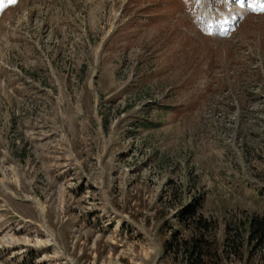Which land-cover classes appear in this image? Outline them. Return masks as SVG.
Wrapping results in <instances>:
<instances>
[{
  "label": "rangeland",
  "instance_id": "obj_1",
  "mask_svg": "<svg viewBox=\"0 0 264 264\" xmlns=\"http://www.w3.org/2000/svg\"><path fill=\"white\" fill-rule=\"evenodd\" d=\"M202 4L2 12L0 264H264V15Z\"/></svg>",
  "mask_w": 264,
  "mask_h": 264
},
{
  "label": "trees",
  "instance_id": "obj_2",
  "mask_svg": "<svg viewBox=\"0 0 264 264\" xmlns=\"http://www.w3.org/2000/svg\"><path fill=\"white\" fill-rule=\"evenodd\" d=\"M206 226V225H204ZM250 228L252 230V234H257L258 236H260V239L262 241H264V214L261 216H255L253 217V219L250 221ZM228 242V240H227ZM186 247V249H190L191 255H198V257H201V253L198 249V246H194V244H190L188 245L187 241H182L181 242V246ZM188 245V248H187ZM238 254V251H237Z\"/></svg>",
  "mask_w": 264,
  "mask_h": 264
},
{
  "label": "bare ground",
  "instance_id": "obj_3",
  "mask_svg": "<svg viewBox=\"0 0 264 264\" xmlns=\"http://www.w3.org/2000/svg\"><path fill=\"white\" fill-rule=\"evenodd\" d=\"M207 1H208L207 4L210 6L212 4V1H210V0H207ZM249 3H250V6L249 7L259 8V9H263L264 8V5L263 4H260L257 0H252ZM204 16H207V22H208L209 18H211L210 13L208 14V9L207 8L204 11Z\"/></svg>",
  "mask_w": 264,
  "mask_h": 264
},
{
  "label": "snow or ice",
  "instance_id": "obj_4",
  "mask_svg": "<svg viewBox=\"0 0 264 264\" xmlns=\"http://www.w3.org/2000/svg\"><path fill=\"white\" fill-rule=\"evenodd\" d=\"M243 5V0H241V6Z\"/></svg>",
  "mask_w": 264,
  "mask_h": 264
}]
</instances>
